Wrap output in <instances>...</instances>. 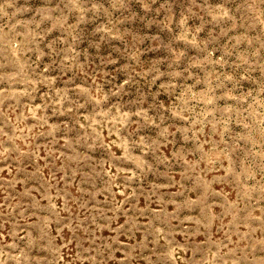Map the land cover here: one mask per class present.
Segmentation results:
<instances>
[{
  "label": "rangeland",
  "instance_id": "rangeland-1",
  "mask_svg": "<svg viewBox=\"0 0 264 264\" xmlns=\"http://www.w3.org/2000/svg\"><path fill=\"white\" fill-rule=\"evenodd\" d=\"M0 264H264V0H0Z\"/></svg>",
  "mask_w": 264,
  "mask_h": 264
}]
</instances>
